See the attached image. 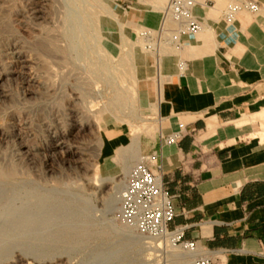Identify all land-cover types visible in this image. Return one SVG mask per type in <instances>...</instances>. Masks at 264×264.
Wrapping results in <instances>:
<instances>
[{
    "label": "rangeland",
    "instance_id": "obj_1",
    "mask_svg": "<svg viewBox=\"0 0 264 264\" xmlns=\"http://www.w3.org/2000/svg\"><path fill=\"white\" fill-rule=\"evenodd\" d=\"M167 2L0 0V264L186 263L180 248L119 218L130 170L162 140L159 86L171 63L141 33L158 28ZM245 2L257 9L227 22L229 5ZM197 14L195 37L221 26L245 40L264 34V0H200ZM240 44L238 62H264L262 48L249 57ZM256 137L264 142V124Z\"/></svg>",
    "mask_w": 264,
    "mask_h": 264
},
{
    "label": "crops",
    "instance_id": "obj_2",
    "mask_svg": "<svg viewBox=\"0 0 264 264\" xmlns=\"http://www.w3.org/2000/svg\"><path fill=\"white\" fill-rule=\"evenodd\" d=\"M239 36L221 26L187 38L159 86L161 135L183 130L176 145L161 140L156 152L176 209L170 228L186 227L185 238L213 264H264V142L256 137L264 124V62H238L241 41L249 57L264 52V34Z\"/></svg>",
    "mask_w": 264,
    "mask_h": 264
},
{
    "label": "built area",
    "instance_id": "obj_3",
    "mask_svg": "<svg viewBox=\"0 0 264 264\" xmlns=\"http://www.w3.org/2000/svg\"><path fill=\"white\" fill-rule=\"evenodd\" d=\"M199 4L200 0H169L158 28L142 31L145 46L157 52L164 48L181 51L186 39L198 35L203 27V21L196 12ZM243 7L253 11L257 9L252 2L231 4L225 13L226 21L231 23ZM178 66L180 71H184L187 65L180 61ZM182 136L183 130L180 129L161 138L167 145H176ZM158 159L159 155L154 153L130 170L121 196L120 221L144 237H166V241L184 252L185 264H213L210 255L197 241L185 238L186 227L170 228L176 209L173 197L165 187Z\"/></svg>",
    "mask_w": 264,
    "mask_h": 264
},
{
    "label": "bare ground",
    "instance_id": "obj_4",
    "mask_svg": "<svg viewBox=\"0 0 264 264\" xmlns=\"http://www.w3.org/2000/svg\"><path fill=\"white\" fill-rule=\"evenodd\" d=\"M164 1L165 0H159V2H163L164 3ZM71 2V1H70ZM168 2H169V0H168ZM168 2H167V4H168ZM162 3V4H163ZM161 4V5H162ZM160 6V5H159ZM167 6V5H166ZM69 8V7H68ZM84 8V7H83ZM166 8V7H165ZM78 9V8H77ZM159 9L161 10L162 9V7H159ZM201 9V8H200ZM163 10V9H162ZM165 10V9H164ZM227 11V10H226ZM75 12V11H74ZM83 12V11H82ZM77 13V12H76ZM226 13V12H225ZM238 13L239 12H237V14H236V16H235V18H234V20L233 21H235L236 20V17H237V15H238ZM72 14V13H71ZM68 15V14H67ZM72 15H74V14H72ZM76 16V15H75ZM79 16V15H78ZM77 17V16H76ZM100 17V16H99ZM71 18H73V17H70V19ZM78 18V17H77ZM80 18V17H79ZM100 18H102V17H100ZM104 20H105V22H104V24L102 25L103 26V29H104V31L105 32H111V29L113 28V24L111 23V21H109L108 20V18H106V17H104L103 18ZM69 20V19H68ZM75 20V19H74ZM77 20V19H76ZM80 20V19H79ZM73 22V21H72ZM77 21H75V23H76ZM75 23H74V25H75ZM80 24V23H79ZM78 24V25H79ZM83 26V28L84 29H86V27L84 26V25H82ZM87 26V25H86ZM73 27V26H72ZM79 27V26H78ZM74 28V27H73ZM80 28V27H79ZM83 28H81L82 29V31H83ZM207 28H209V26L207 25ZM76 30V29H75ZM77 30H80V29H78L77 28ZM76 30V31H77ZM76 31H75V33H76ZM202 31H204L203 30V27H202V29H201V31H200V33L202 32ZM72 32V31H71ZM77 32H79V31H77ZM83 33V32H82ZM82 33H80V34H82ZM89 33V32H88ZM92 33V32H91ZM199 33V34H200ZM72 34H73V32H72ZM198 34V35H199ZM71 35V34H70ZM96 35V34H95ZM97 35H99V34H97ZM76 35H74L73 37H72V39H74V37H75ZM83 36V35H82ZM197 36V35H196ZM77 37H78V35H77ZM76 37V38H77ZM97 37V36H96ZM195 37V36H194ZM100 38V37H99ZM189 38V37H188ZM78 39V38H77ZM85 39V38H84ZM77 41V40H76ZM75 44V43H74ZM92 44V43H91ZM93 47H95V46H93ZM104 48V47H103ZM74 51H75V49H74ZM72 53V52H71ZM174 55H175V53H173L171 50L169 51V49H162V58L160 59V61L161 60H163V61H167V62H171V61H173V58H174ZM76 58V57H75ZM82 58V57H81ZM133 58V57H132ZM104 65V64H103ZM149 86L147 85H145L144 87H142L141 88V91H142V98H141V100H142V102H143V104L145 105V103H148V97H149V93H146L147 91H149ZM126 185V184H125ZM123 190L124 189H122L121 191H120V196L118 197V202H120V204H121V196H122V192H123ZM120 208H121V206H120ZM145 238H150V237H145ZM150 239H155V240H162V241H166L167 239H166V237L165 238H150Z\"/></svg>",
    "mask_w": 264,
    "mask_h": 264
}]
</instances>
